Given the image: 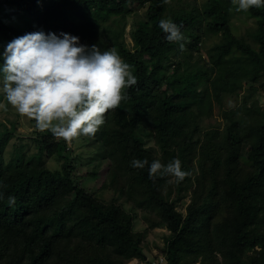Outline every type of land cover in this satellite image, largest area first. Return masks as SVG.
I'll list each match as a JSON object with an SVG mask.
<instances>
[{"label":"trees","instance_id":"16d2710c","mask_svg":"<svg viewBox=\"0 0 264 264\" xmlns=\"http://www.w3.org/2000/svg\"><path fill=\"white\" fill-rule=\"evenodd\" d=\"M10 2L28 16L23 26L8 24L0 16L1 40L9 42L37 30L57 34L63 31L78 36L83 44L97 45L101 51L116 49L131 66L137 82L125 90L127 98L115 112L105 114L106 123L99 132V140L103 141V154L117 156L126 164L147 192V201L160 206L172 232L166 240L168 264H179L180 251L188 242L192 229L191 218L184 219L175 205L160 195L167 175L153 180L149 178L147 166L141 169L130 165L133 158L153 160L146 153L137 129L147 113L153 114L155 136L165 164L177 158L182 169L186 167L189 145L185 137L191 133L192 118L199 116L193 103H197L202 112L207 105L211 106L213 96L219 100L223 93H234L245 81L259 83L264 88V6L245 11L257 24L251 32L256 44L253 45L232 29V15L236 9L233 0H207L202 7L194 5L191 10L175 9L171 13H168L167 0ZM140 9H145V19L135 24L131 31L133 49L126 46L123 29L120 35L114 34L112 42L100 38L101 21L108 22L115 17L116 26L123 20L124 28L127 16ZM162 18L182 25L185 37L182 42L165 39L166 34L159 27ZM203 29L222 33V40L215 44L210 56L214 74L210 67L203 65L189 69L184 80H176L173 74L166 73L173 62L171 54L182 52L179 43L198 49ZM177 81L179 85L175 84ZM165 84L167 87L162 89ZM201 85L203 88L199 90ZM11 131L7 127L0 131V193H3L0 199V264H113L90 253L89 245L101 250L119 244L120 255L143 256L139 241L133 236L132 216L120 205H102L76 180L66 140L55 137L51 131H42L35 139L39 149L37 163L34 159L25 160L22 155L5 163L4 152L12 137ZM228 133V153L224 161L228 188L222 197L229 210L227 216L231 217L204 228L202 233L208 241L225 250V264H264V231L251 230L264 209L261 202L264 195V111L256 123L246 128L240 121L233 120ZM212 137L210 135L209 140ZM244 142L250 145L247 151L242 150ZM43 153L56 154L63 159L62 169L45 168ZM241 162L249 170L245 178L236 171ZM213 166H221L220 155L215 156ZM186 179L187 176L182 181ZM213 188L217 189V185ZM9 196L15 197L14 204H9ZM212 206L218 209L220 203ZM256 247L259 250L248 260L243 257L244 252Z\"/></svg>","mask_w":264,"mask_h":264},{"label":"rangeland","instance_id":"374dc122","mask_svg":"<svg viewBox=\"0 0 264 264\" xmlns=\"http://www.w3.org/2000/svg\"><path fill=\"white\" fill-rule=\"evenodd\" d=\"M167 1L168 13L175 9L191 10L194 5L202 7L207 2V0ZM0 16L8 24L23 26L28 15L10 0H0ZM144 19L145 9H140L127 16L125 29L123 20L116 26L115 17L108 22L101 21L100 38L112 42L114 34L120 35L123 29L125 44L133 49L134 40L131 31L135 24L137 25ZM231 25L236 35L256 45L251 37V32L257 26L256 21L247 16L245 11L238 10L237 6L232 15ZM201 34L203 36L199 41L198 49L184 46L182 52L171 54L174 64L172 62L167 67V74H173L176 80L180 81L186 78L185 75L189 69L203 65L210 67L214 74L210 56L213 53L212 48L222 40V33H209L203 29ZM6 43L0 38V52L3 51ZM179 81L175 84L179 85ZM165 87L167 84L162 89ZM198 88L201 90L203 85ZM0 104H2L0 106V131L6 127L12 130V137L4 152L5 163L14 161L18 155H22L25 160L34 159L37 163L39 149L35 139L42 131L36 128L34 119L17 113L15 108L8 105L2 96H0ZM193 109L197 114L199 113V116L192 118L191 133L185 137V142L189 147L186 152V167L183 168L189 175L185 181L179 182L174 176L167 175L164 185L160 188V195L173 203L184 219L191 218L192 229L189 231L188 242L180 251L179 264H225V250L215 242L208 241L202 232H205L204 228H209L212 224H220L224 219L231 217L227 216L229 210L226 209L227 203L222 197L228 188L225 183L227 167L224 164L228 153V128L233 120L240 121V125L246 128L260 119L264 111V88H261L259 83L250 84L245 81L243 87L234 93H223L219 100L213 96L211 106L207 105L202 112L199 111L195 102ZM115 110H110L108 113L112 115ZM104 126L105 124L100 126L99 130L91 136H80L66 141L67 151L75 166L76 180L90 193H93L102 205H120L132 216L133 236L139 241L143 256L120 255L119 244L101 250H96L95 245H89V251L102 257L106 263L156 264L162 261L163 264H168L166 240L172 232L164 221L162 210L156 202L147 201L149 197L147 192L126 164H122L117 156L106 157L103 154V141L99 140V132ZM137 134L144 140L146 153L153 160L160 159L165 164L163 151L155 136L153 114H146L137 129ZM210 135L215 136L209 140ZM178 142L182 143V141ZM249 147L248 142L242 144L243 151L249 150ZM217 155L221 156V166L215 168L213 163ZM41 157L45 162V168L62 169L64 160L56 154L47 156L43 153ZM236 171L240 173V177L245 178L249 170L246 164L241 162ZM213 185H217V189L213 188ZM261 202L264 205V195ZM218 203H220L219 208L214 209L212 205ZM256 220L251 230L253 232L264 231V209L259 212ZM77 239L79 242V238ZM255 250L258 251L259 248L244 252L243 257L248 260Z\"/></svg>","mask_w":264,"mask_h":264},{"label":"clouds","instance_id":"9594fccd","mask_svg":"<svg viewBox=\"0 0 264 264\" xmlns=\"http://www.w3.org/2000/svg\"><path fill=\"white\" fill-rule=\"evenodd\" d=\"M233 3L243 11L264 6V0ZM159 27L169 42L185 39L182 25L170 18L160 19ZM179 48L182 51L184 44L179 43ZM0 61V96L17 113L34 119L37 129L66 141L95 134L105 124V114L119 107L127 98L125 90L137 82L116 49L101 51L63 31L37 30L14 37L4 45ZM130 165L147 166L153 180L171 175L179 182L189 175L177 158L166 164L133 158ZM8 202L14 204L15 197L9 196Z\"/></svg>","mask_w":264,"mask_h":264},{"label":"built area","instance_id":"2783aa9c","mask_svg":"<svg viewBox=\"0 0 264 264\" xmlns=\"http://www.w3.org/2000/svg\"><path fill=\"white\" fill-rule=\"evenodd\" d=\"M156 264H163V262L162 261H159L158 263H156Z\"/></svg>","mask_w":264,"mask_h":264}]
</instances>
